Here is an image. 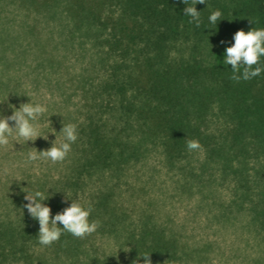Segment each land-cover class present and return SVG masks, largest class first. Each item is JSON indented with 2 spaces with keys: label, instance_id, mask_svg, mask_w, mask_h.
<instances>
[{
  "label": "trees",
  "instance_id": "trees-1",
  "mask_svg": "<svg viewBox=\"0 0 264 264\" xmlns=\"http://www.w3.org/2000/svg\"><path fill=\"white\" fill-rule=\"evenodd\" d=\"M68 6L72 29L81 28L100 49L107 74L88 89L92 103L76 124L68 173L58 179L56 192L41 190L51 215L76 200L91 206L90 221L115 226L121 218L112 200L115 183L103 184L86 203L79 192L92 176L118 178L151 145L161 149L166 164L186 167L193 179L210 186L216 179L228 182L232 202L249 210L264 232V71L237 82L230 78L231 65L223 63L236 31L264 28V0L197 3L199 27L183 15L182 0H73ZM215 10L222 13L216 25L208 19ZM258 66L264 67V57ZM190 139L202 149L187 150ZM196 152L201 155L197 167L186 165ZM17 203L22 206L17 220L0 221V264L9 257H30L27 251L38 244V221L23 207L24 196ZM129 236L141 255L150 253L162 264L182 263L180 247L163 229L144 223ZM79 247L69 233L51 245L56 251Z\"/></svg>",
  "mask_w": 264,
  "mask_h": 264
},
{
  "label": "rangeland",
  "instance_id": "rangeland-1",
  "mask_svg": "<svg viewBox=\"0 0 264 264\" xmlns=\"http://www.w3.org/2000/svg\"><path fill=\"white\" fill-rule=\"evenodd\" d=\"M72 2L0 0V116L12 114L9 105L18 109L29 100L47 108L37 120L46 140L25 143L14 133L9 145L0 147V221L17 220L23 191L56 192L58 179L69 171L74 143L66 159L55 164L28 162V154L48 149L55 139L57 145L64 142L62 124L83 120L92 103L88 89L107 74L105 62H99L100 49L95 50L81 28L72 29ZM103 115L109 117L108 112ZM200 158L199 152L192 153L186 165L197 167ZM184 168L170 167L161 149L148 145L118 178L110 173L92 176L79 192L86 203L103 184L115 183L112 200L121 216L115 226L100 223L95 233L78 238V252L38 243L27 251L30 257H9L3 264H108L107 258L117 264H144L129 236L138 234L144 223L175 239L181 264H264V232L255 227L249 210L232 202L229 183L216 179L206 185Z\"/></svg>",
  "mask_w": 264,
  "mask_h": 264
},
{
  "label": "clouds",
  "instance_id": "clouds-1",
  "mask_svg": "<svg viewBox=\"0 0 264 264\" xmlns=\"http://www.w3.org/2000/svg\"><path fill=\"white\" fill-rule=\"evenodd\" d=\"M185 4L183 15L189 16V23H195L200 26V12L196 10L195 5L205 4L206 0H182ZM222 13L219 10L213 11L208 19L211 24L216 25L221 20ZM234 43L224 50L223 63L231 65L232 76L234 81L249 80L260 75L264 67L260 65L261 57H264V28H251L245 32L238 30L233 35ZM12 114L9 116H0V147H7L10 143V137L15 133L16 137L22 139L25 143L35 141L38 137L47 139L43 136L37 125V120L46 111V106L39 103L20 104L19 108L11 105ZM10 121L14 126H10ZM63 133L64 142L57 145L55 140L52 146L46 150L31 152L28 154L27 161H36L38 159L49 160L52 163L63 162L71 151V144L75 143L78 138L77 126L72 123L62 124L60 130ZM186 148L189 151L202 149V145L196 139L186 140ZM25 192L24 200L27 201L23 207L27 210L32 219L38 221L39 230L37 233L38 243L42 246H51L59 241L64 233H69L75 238L83 239L97 231L100 227L99 220L90 221L89 217L92 212L91 206L84 207L80 202L71 200V204L62 211L51 215V208L43 202L48 196L42 191ZM58 222L62 227L58 226ZM150 253L143 257L144 264H151ZM132 264H137L133 261Z\"/></svg>",
  "mask_w": 264,
  "mask_h": 264
}]
</instances>
